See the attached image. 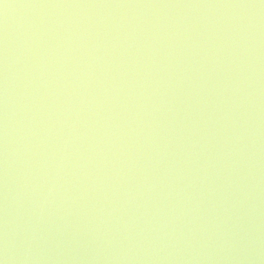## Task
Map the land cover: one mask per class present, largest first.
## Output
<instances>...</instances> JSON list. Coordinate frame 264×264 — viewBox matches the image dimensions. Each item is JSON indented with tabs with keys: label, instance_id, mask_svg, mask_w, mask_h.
Segmentation results:
<instances>
[{
	"label": "water",
	"instance_id": "obj_1",
	"mask_svg": "<svg viewBox=\"0 0 264 264\" xmlns=\"http://www.w3.org/2000/svg\"><path fill=\"white\" fill-rule=\"evenodd\" d=\"M2 264H264V0H0Z\"/></svg>",
	"mask_w": 264,
	"mask_h": 264
},
{
	"label": "snow or ice",
	"instance_id": "obj_2",
	"mask_svg": "<svg viewBox=\"0 0 264 264\" xmlns=\"http://www.w3.org/2000/svg\"><path fill=\"white\" fill-rule=\"evenodd\" d=\"M0 264H2V262H0Z\"/></svg>",
	"mask_w": 264,
	"mask_h": 264
}]
</instances>
